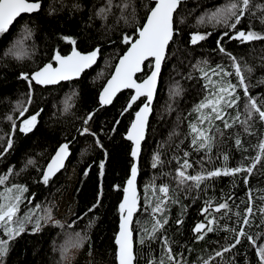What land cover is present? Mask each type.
<instances>
[{
	"label": "snow or ice",
	"instance_id": "obj_1",
	"mask_svg": "<svg viewBox=\"0 0 264 264\" xmlns=\"http://www.w3.org/2000/svg\"><path fill=\"white\" fill-rule=\"evenodd\" d=\"M186 5L187 0H95L91 4L84 27L95 28L104 36L119 29V43L125 47L118 54L113 71L98 90L97 106L83 115L77 117L76 114L77 101L81 98L78 85L87 79L86 73L97 66L98 61L105 67L110 66L104 58L106 48L99 41L84 48L78 45L77 37L62 34L58 39L70 45V51L62 53L56 47L46 62L18 73L17 79L25 81L28 90L22 98L9 101L11 108L3 119L10 127L8 131L0 128V162L16 151L19 139L31 138L42 126L45 108L32 107L35 102L34 85L51 86L50 90L58 86L60 91L67 88L63 100L52 107L61 116L78 118L80 126L76 128V135H66L58 142L45 164L39 160L43 153L26 155L19 169L10 164L0 174V264H11L14 245L25 234L35 236L45 232L49 233L53 254L46 264H79L78 257L82 253L86 264H107L92 235L102 220L106 166H110L109 159L113 155L111 146L104 143L102 136L111 140L113 145L121 138L130 142V174L125 181L112 186L114 191L122 194L117 208L118 231L114 233L111 253L114 264H141L142 260L144 264H252L247 253L237 247L242 241H247L254 249L255 264H264V188L254 190L249 186L254 174L264 175V93L257 96L251 91L255 87L251 82L253 73L257 67L264 68V0L213 3L196 16L195 23L190 25L194 31L187 43L203 48L202 42L213 36V31L202 32L200 29L210 25L220 32L215 50L227 58L228 63L213 66L206 58L188 61L191 70L183 75V79L203 81V96L192 105L187 117H183L188 121L187 132L175 145L182 155L172 156L177 165L174 172H163L166 164L171 163L163 158L164 148L171 146L169 142L173 137L182 135L174 129L169 133L168 141L157 145L151 157L152 169L160 170L161 176L154 175L145 184L143 195L137 187L142 145L150 131L149 119L162 67L176 55L170 46L177 44L184 32L182 26L188 24V16L192 12ZM86 7L85 0H51L50 3L46 0H0V65L7 68L8 62L35 63L40 49L37 36L44 30L40 17H53L65 10L74 15L83 13ZM230 41L249 46L250 52L257 51L259 44L260 64H250L235 48H228ZM43 42L47 43L46 40ZM111 43L116 44L117 41L111 40ZM187 56H192V52ZM174 71L182 75L178 70ZM103 75V71H98L93 81ZM257 84H264V77L259 78ZM125 90L130 91L126 98H122L124 103L109 130H94L91 125L95 123L97 113L120 104L117 97ZM186 91L178 80L170 86L166 107L169 113L175 111L173 105L178 99H183ZM126 116L125 131L118 134ZM180 120L181 117L177 116V128ZM114 136L117 139H113ZM252 137L257 143L246 146V138ZM185 141H188V150L181 148ZM233 149L245 155L235 166H230ZM250 150L255 154L247 155ZM97 151L102 158L98 162H88L82 173L87 177L95 163L99 178L95 198L86 211L70 221L57 218L56 202L45 199L34 203L36 193L27 183L17 182L22 173L35 169L39 175L34 183L50 191L66 175L70 157L74 158L76 154L80 157L79 162L83 163L86 156ZM194 153L200 154V158L192 160ZM163 176H170L172 182L157 184ZM222 177L232 179L233 189L238 186L237 179L242 180L247 189V199H240L237 204L239 197L232 193L219 199H204L203 206L198 209L202 220L191 229V241L184 239V218L191 206L184 200H199L201 193H206ZM174 207L179 210L175 216L172 212ZM85 217L84 226L79 227L78 222ZM253 227L258 231L252 233L250 229ZM53 229L56 230L54 235ZM170 230L172 235H169ZM220 233L227 234L223 243L209 237V234ZM200 242L209 243L211 250L203 248L200 250L203 254L196 253L190 259L196 252L191 244Z\"/></svg>",
	"mask_w": 264,
	"mask_h": 264
},
{
	"label": "trees",
	"instance_id": "obj_2",
	"mask_svg": "<svg viewBox=\"0 0 264 264\" xmlns=\"http://www.w3.org/2000/svg\"><path fill=\"white\" fill-rule=\"evenodd\" d=\"M51 0H46V3H50ZM95 0H85L87 7L83 13H76L70 15L67 10L59 13L53 17L42 16L40 17V23L43 25V33H38L37 44L40 45L39 52L35 57V63L31 61H26L23 64H16L15 62H8L9 67L4 68L0 65V128L5 131L9 130V124L4 121L3 117L6 112L11 108L9 101H15L17 98H22L24 93L28 90V85L25 81L17 79V75L21 70L27 71L33 69L36 64L46 62L49 56L52 54V49L59 47L63 52L70 51L71 46L67 43L58 39L62 34L72 35L78 38V45L87 48L90 43L99 41L104 45L106 51L104 52V58L109 61L108 67H105L102 62L98 61V65L94 66L93 69L88 70L87 79L83 81L82 84L78 85L81 89V98L77 101V117L86 113L89 109L95 108L96 98L98 90L102 87L105 79L113 71V66L118 61V54L121 53L124 45L119 43L120 40V30L116 32L109 33L104 36L101 32L96 31L95 28L86 29L84 27L87 20L88 9ZM227 0H187L186 8L192 10L191 15L188 16V24L184 25V32L180 39L177 41L175 46H170L172 50L176 53L170 60L166 61L161 72V79L158 86V91L153 107V114L150 119V131L148 137L143 143L141 160H140V172L138 178L139 191L143 195V189L145 184L154 176H161L160 170H154L151 167V157L156 151L157 145L164 141H168L169 133L174 129L180 131L182 135L180 137H173L170 143V147L164 148L163 158L166 161H171V163L166 164L163 172L172 173L177 167L176 163L172 161L173 155H182L178 152L175 145L180 143L183 139V134L187 132L188 121L183 119L187 117L188 111L194 103L198 102L202 96V84L203 81L199 83L196 80L186 81L183 79V75H186L190 70L189 60L195 62L201 58L208 59L213 66L216 63L227 64V58L223 57L218 51H216V38L220 35V32L215 31L209 25L207 28H201L200 31H213V36L209 37L207 41L202 42L203 48L199 45L192 46L187 43L190 40L191 32L194 31L190 27L192 23H195L196 16L200 15L204 11L205 6L213 3H226ZM143 14V13H142ZM97 26L99 21L96 22ZM257 27L259 24L257 22ZM127 31L128 29H124ZM89 36L92 37L89 40ZM47 41L44 43L43 41ZM111 40H116V44H112ZM195 47V51H193ZM227 47L232 49L235 48L240 54L244 55L250 64L259 65L261 53L259 52V44H257V51L250 52L249 46H240L235 41H230L227 43ZM188 52H192V56H187ZM182 75H177V71ZM98 71H103L104 75L102 78H98L93 81V78L97 76ZM198 75V74H194ZM264 77V68L257 67L252 75L251 82L255 87L251 91L259 96L264 93V84H257V80ZM180 81L187 91L184 94L183 99H178L177 103L173 105L175 111L169 113L166 110L167 102L169 100V88L175 81ZM51 88V86H50ZM50 88H43L42 86L34 85L35 91V102L33 108L37 106H42L45 108V114L43 115L42 126L39 127L38 131L31 138L24 137L17 141L16 151L9 155L4 162H0V174L9 167L10 164H15L17 169L21 167V161L26 155L35 156L38 153H43L42 157H39L40 163L45 164L49 156L54 152L58 142L62 141L66 135H76V128L80 126V120L72 116H61L60 113L56 111V108L52 107L53 104H59L63 100L64 93L68 91L64 88L62 91L58 89V86L54 90ZM121 96V95H120ZM119 98V97H118ZM135 108V105L133 106ZM119 110L116 111L115 107H109L102 109L97 113V118H95V123L91 125L94 130H101L107 132L111 127L113 118L117 116ZM177 116L181 117L179 121V128H177ZM126 116L120 127L118 128V134H123L125 127H123ZM188 119H194V117H188ZM83 139V138H80ZM104 143L110 147V151L113 153L112 157L109 159V165L106 166V175L104 178V212L102 220L93 229V240L95 245L101 249V253L104 254V259L107 264H114L111 260V253L113 249V237L114 233L118 231L119 225V213L117 211L118 203L122 199V194L113 190L114 183H122L125 178L130 174L131 167V157H130V142L122 140L118 141L117 144L113 145L111 140L102 136ZM117 139V137H113ZM246 146L248 144H256V138H246ZM90 142V140H89ZM123 144V147L120 145ZM83 147V145H82ZM181 148L188 150V141H185ZM255 153L250 150L247 155H254ZM242 155H245L239 151L233 149L230 166H235L237 162L242 159ZM101 154L99 151L93 153L92 155L86 156L84 162H79L80 157L74 154V158L70 157V163L66 167V175H63L59 184L51 187V190L45 188L43 185L34 183V180L38 177V173L35 169H29L27 172L22 173L19 177V183H27L30 186V190L36 193L37 199L34 203H39L45 199L52 200L58 204V209L61 200L70 190V183L68 179V171L70 166H74L77 169L78 177L75 183L73 195L75 197L81 196L85 187L92 179L93 171L96 168L95 163H93L92 171L87 177L82 175L85 165L91 161H99L101 159ZM200 158V154H193L191 159L197 160ZM217 164L220 161H216ZM211 167V166H209ZM170 176H163L162 179L157 180V184L160 183H171ZM237 187L232 188V179L230 177H222L214 182V186L209 188L206 193H201L199 200L192 202L189 200H184V203L191 204L188 209V213L185 216V224L182 228L183 238L191 241L192 231L195 224L202 220L198 209L203 206L204 199L209 197H216L219 199L227 193H232L239 197L236 201L239 204L240 199H247L246 187L242 180L237 179ZM174 186V185H173ZM249 186L254 190L255 188H264V175L254 174L249 182ZM60 191H57V189ZM255 194V193H254ZM259 203V201H257ZM241 205V209H243ZM178 207H174L172 212L173 216L178 214ZM58 214V211L56 215ZM139 213H137V218H139ZM136 219V218H135ZM87 217L84 220L78 222L79 227H83ZM257 223L259 221L257 220ZM79 227L77 230H79ZM55 229L52 230V235L55 234ZM252 233L258 231L255 227L250 229ZM169 235H172V231H169ZM227 235L226 233H220L218 235L209 234V237L213 240L220 239L223 243V237ZM207 240V238H206ZM195 248L196 252L193 253L190 259H193L196 253H200L201 249L208 248L211 250V245L207 242H200L196 244H191ZM242 252L247 253V259L255 264L256 257L254 256V249L248 244L247 241H242L240 246H237ZM155 249V245H154ZM158 252V249L156 250ZM187 256V253H185ZM53 254L50 251V236L48 232L38 234L35 236H30L25 234V236L18 239L14 245V250L11 253V264H46L50 260ZM242 259V258H238ZM79 264H86V257L83 253L78 257ZM144 264V261H141Z\"/></svg>",
	"mask_w": 264,
	"mask_h": 264
},
{
	"label": "rangeland",
	"instance_id": "obj_3",
	"mask_svg": "<svg viewBox=\"0 0 264 264\" xmlns=\"http://www.w3.org/2000/svg\"><path fill=\"white\" fill-rule=\"evenodd\" d=\"M128 95V92L123 93L118 100H120V104L115 105V110L118 111L120 106L124 103V99ZM128 123V118L125 119L123 127H125ZM73 169H75L73 171ZM78 173L77 169L74 166L69 167L68 171V179L70 183V190L66 196L61 200L60 206L58 209L57 218L62 221H70L77 214H82L87 208L92 204L95 194L98 190L97 186L99 184V178L97 174V168L94 169L92 179L85 187V190L79 197H75L73 195L75 183L77 181Z\"/></svg>",
	"mask_w": 264,
	"mask_h": 264
},
{
	"label": "water",
	"instance_id": "obj_4",
	"mask_svg": "<svg viewBox=\"0 0 264 264\" xmlns=\"http://www.w3.org/2000/svg\"><path fill=\"white\" fill-rule=\"evenodd\" d=\"M118 62V61H117ZM162 69H163V67H162ZM159 86V85H158ZM130 90H125V91H123V92H121L119 95H118V97H120V95H122L123 93H126V92H129ZM157 91H158V89H157ZM118 97H117V99H118ZM154 103H155V100H154ZM154 103H153V107H154ZM153 114V113H152ZM150 119H151V117H150ZM150 119H149V123H150ZM142 147H143V145H142ZM142 153V152H141ZM138 178H139V175H138V177H137V187H138V190H139V185H138ZM134 220H135V218H134Z\"/></svg>",
	"mask_w": 264,
	"mask_h": 264
}]
</instances>
